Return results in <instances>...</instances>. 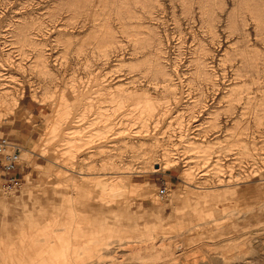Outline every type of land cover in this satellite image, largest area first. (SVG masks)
<instances>
[{
  "label": "clouds",
  "instance_id": "1",
  "mask_svg": "<svg viewBox=\"0 0 264 264\" xmlns=\"http://www.w3.org/2000/svg\"><path fill=\"white\" fill-rule=\"evenodd\" d=\"M0 69V264H229L225 225L264 214V0H0Z\"/></svg>",
  "mask_w": 264,
  "mask_h": 264
},
{
  "label": "rangeland",
  "instance_id": "2",
  "mask_svg": "<svg viewBox=\"0 0 264 264\" xmlns=\"http://www.w3.org/2000/svg\"><path fill=\"white\" fill-rule=\"evenodd\" d=\"M16 5H13V9H10V13L16 9ZM171 7V5H169ZM17 17L23 15V13L16 12ZM59 27V25H58ZM175 43V41H172ZM191 42V36H189V43ZM0 72H4L5 75H9L14 72V69H0ZM16 75H19L18 73ZM121 83H123L121 81ZM0 85H6L7 87L4 88V91L11 92L13 88L20 89L21 84L13 83L9 80H0ZM111 87V85H109ZM25 95L30 89H27L25 86ZM223 93L221 92V95ZM21 103H23V98L21 99ZM3 111V109H2ZM210 109L206 108L198 118L189 124V129H193L196 125L201 121L207 118L208 120L212 119V116L209 115ZM19 113V109L16 112H13L7 117V120L3 123H0V136L7 137L11 140H16L20 133L17 131L20 125V121L17 120V115ZM163 131V128H161ZM193 137H196V134L193 132L191 133ZM140 137L137 136L136 139ZM207 141L205 140L204 143ZM196 144H200L201 141L198 137L195 139ZM218 157H213L212 162L209 163L208 167L204 169L205 172L208 171L209 168L216 163ZM222 167L224 168H235L238 167L236 161L234 159L233 154H230L228 158L224 159L222 162ZM21 168V166H20ZM19 168V169H20ZM264 175V173H261ZM235 175V172H233ZM15 178L17 179V183L13 186L8 185L2 178H0V189L8 190L11 188H19L20 183L22 182L21 177L18 175V172L15 174ZM207 179V177H204ZM258 176H252L245 180V183L251 184L253 181L257 180ZM222 179H229L227 175H224ZM9 186V187H8ZM221 187H223L221 185ZM254 195L264 197V194L260 193L257 189L251 190ZM4 194L3 191H0V197ZM16 195H20V192L17 191ZM27 200V197H25ZM10 202V201H9ZM247 205V199H244L240 202L235 204V208L239 209L241 212L245 210ZM224 204H220L217 206V213L221 210L225 209ZM212 214L210 213V216ZM254 216H258V218H254ZM219 219L220 217L217 216ZM13 217H9V221ZM232 224L236 225L235 228H231L229 225H225V229H227L222 237L215 241V244L218 247L227 246V258L229 264H264V214H253V215H240L239 220L233 219L231 221ZM207 249L198 250V246L188 247L183 250V254L180 255V259L178 264H208L207 257L205 256V252Z\"/></svg>",
  "mask_w": 264,
  "mask_h": 264
},
{
  "label": "built area",
  "instance_id": "3",
  "mask_svg": "<svg viewBox=\"0 0 264 264\" xmlns=\"http://www.w3.org/2000/svg\"><path fill=\"white\" fill-rule=\"evenodd\" d=\"M5 141L8 142L7 150L12 151L15 147L13 140L0 136V143H4ZM15 155L19 156L20 153L17 151L15 152ZM20 166L21 165L16 161H12L11 164H9L8 160L5 158L4 152L0 151V178H2L9 186H13V184L15 185L17 183V179L15 178L17 171H14L13 169H19Z\"/></svg>",
  "mask_w": 264,
  "mask_h": 264
},
{
  "label": "bare ground",
  "instance_id": "4",
  "mask_svg": "<svg viewBox=\"0 0 264 264\" xmlns=\"http://www.w3.org/2000/svg\"><path fill=\"white\" fill-rule=\"evenodd\" d=\"M0 111H2V109H0Z\"/></svg>",
  "mask_w": 264,
  "mask_h": 264
}]
</instances>
